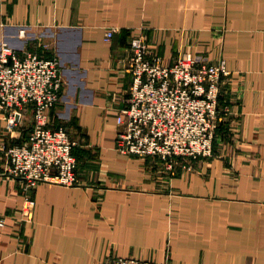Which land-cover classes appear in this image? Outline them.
Wrapping results in <instances>:
<instances>
[{"label": "crops", "instance_id": "0c3cea01", "mask_svg": "<svg viewBox=\"0 0 264 264\" xmlns=\"http://www.w3.org/2000/svg\"><path fill=\"white\" fill-rule=\"evenodd\" d=\"M115 31L107 42L106 34ZM173 64L224 59L215 157L175 176L116 149L131 42ZM61 60L50 124L76 140L80 185L42 183L32 222L6 149L28 141L34 109L9 130L0 110V264H264V0H0V44Z\"/></svg>", "mask_w": 264, "mask_h": 264}, {"label": "built area", "instance_id": "2783aa9c", "mask_svg": "<svg viewBox=\"0 0 264 264\" xmlns=\"http://www.w3.org/2000/svg\"><path fill=\"white\" fill-rule=\"evenodd\" d=\"M115 31L107 32L109 42ZM128 68L132 87L128 106L117 116L116 149L129 156L159 158L170 168L192 171L201 158L214 153L224 78L230 75L225 60L185 51L169 65L154 53L144 35L131 42ZM59 56L37 51L18 52L9 42L0 44V110L9 130L21 122L25 108L34 109L30 138L6 149L9 177L23 182L25 196L17 219L32 222L36 206L33 192L42 183L64 187L80 185L77 146L68 129L50 124V111L61 99ZM0 226L4 222L0 221ZM110 264H168L136 258Z\"/></svg>", "mask_w": 264, "mask_h": 264}, {"label": "rangeland", "instance_id": "374dc122", "mask_svg": "<svg viewBox=\"0 0 264 264\" xmlns=\"http://www.w3.org/2000/svg\"><path fill=\"white\" fill-rule=\"evenodd\" d=\"M150 48V47H149ZM208 60V59H207ZM222 60H224V59H222ZM208 62H211V61H209L208 60ZM228 67V66H227ZM229 69V68H228ZM230 75H231V72H230ZM229 75V76H230ZM225 79V78H224ZM223 83H224V80H223ZM220 100V99H219ZM219 108L221 109V106H220V103H219ZM219 127H220V121H218V128L216 129V134H215V139H214V145H213V148H214V153H213V155L211 156V157H206V158H201V159H199L198 161H201V160H209V159H212V158H214L215 157V143H216V139H217V134H218V129H219ZM135 157H139V158H144V157H140V156H135ZM146 158H151V159H153V160H156V161H160V162H162L163 164H164V171H167L168 172V175L169 176H175L176 174H177V172H178V169L179 168H182L183 169V173H186L187 172V170L186 169H184V167L182 166V165H179V166H175L174 165V167L173 168H170L168 165H167V163H165V162H163L161 159H159V158H153V157H146ZM196 163V162H195ZM195 165V164H194ZM194 171V169L192 170V171H188L189 173L190 172H193ZM165 262V261H164ZM164 262H162V263H164ZM167 263L169 264V259L167 260Z\"/></svg>", "mask_w": 264, "mask_h": 264}]
</instances>
